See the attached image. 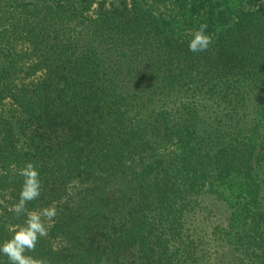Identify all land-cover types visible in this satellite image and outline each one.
<instances>
[{
    "label": "trees",
    "instance_id": "1",
    "mask_svg": "<svg viewBox=\"0 0 264 264\" xmlns=\"http://www.w3.org/2000/svg\"><path fill=\"white\" fill-rule=\"evenodd\" d=\"M173 1L205 14L198 24L214 32L206 51H189L190 39L170 34L142 0L127 15L103 9L95 18L94 0H0V101L22 109L30 139L23 148L0 141V161L38 169L41 194L28 205L117 170L125 188L84 217L68 248L46 236L28 255L49 264H264V7L235 15L212 0ZM24 70L41 75L20 82ZM174 135V155L136 162ZM18 173L0 179L17 200ZM223 185L244 193L240 209ZM12 235L0 224V243ZM0 264H9L3 254Z\"/></svg>",
    "mask_w": 264,
    "mask_h": 264
},
{
    "label": "rangeland",
    "instance_id": "2",
    "mask_svg": "<svg viewBox=\"0 0 264 264\" xmlns=\"http://www.w3.org/2000/svg\"><path fill=\"white\" fill-rule=\"evenodd\" d=\"M217 8H229L235 15L245 11H254L264 7V0H212ZM132 0H94L92 8L87 13L89 17L95 18L103 9H115L121 15L129 14ZM146 6L151 7L160 18L163 27L178 38H192L194 30L199 28V18L201 14L190 11V7L177 5L173 0H142ZM205 15V14H203ZM225 28L226 26H218ZM206 34L214 36L213 31ZM24 70L18 74L20 82L36 81L41 74L28 76ZM25 114L22 109L10 97L0 101V141L10 142V139L17 142L20 148L27 147L30 141L28 135L23 130ZM182 138L171 136L164 140L152 155L143 154L136 157V162L140 164L150 163L154 158L160 156L174 155V151L180 148ZM147 153V152H146ZM173 157V156H172ZM139 168V166H137ZM20 170L19 165H12L6 168L0 161V179L7 171L14 173ZM122 170L114 171L111 174L95 176L89 179L78 178L67 182L59 194L53 193L48 199H40L34 205H28L30 211H38L45 207L55 206L57 216L48 228L47 237L57 250L68 248L73 242L69 239L73 236V229L80 233L81 225L84 226L90 211H98L102 207H111V198L120 196L123 192L124 184L120 177ZM223 194L231 199L240 209L246 201L244 193L233 189L227 185L220 186ZM12 189L4 187L0 182V224L14 230L24 224L26 216L17 217L12 211V206L18 202ZM47 223V222H46ZM74 227H72V225ZM80 225V226H79ZM78 226V227H77Z\"/></svg>",
    "mask_w": 264,
    "mask_h": 264
},
{
    "label": "clouds",
    "instance_id": "3",
    "mask_svg": "<svg viewBox=\"0 0 264 264\" xmlns=\"http://www.w3.org/2000/svg\"><path fill=\"white\" fill-rule=\"evenodd\" d=\"M208 25L201 24L192 33L189 41V51L193 53L206 51L212 43V37L207 32ZM23 177L19 200L11 211L17 216L24 215V224L13 230V235L0 243V254L7 257L9 264H49L46 258H34L27 253L35 252L41 237L48 235L50 222L57 216L55 206L45 207L38 211H30L28 204L40 197L41 181L39 171L32 162H27L18 173ZM47 222V223H46Z\"/></svg>",
    "mask_w": 264,
    "mask_h": 264
}]
</instances>
